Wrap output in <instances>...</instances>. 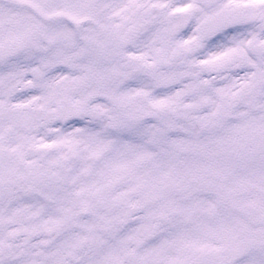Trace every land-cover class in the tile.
<instances>
[{"label":"snow or ice","instance_id":"snow-or-ice-1","mask_svg":"<svg viewBox=\"0 0 264 264\" xmlns=\"http://www.w3.org/2000/svg\"><path fill=\"white\" fill-rule=\"evenodd\" d=\"M0 264H264V0H0Z\"/></svg>","mask_w":264,"mask_h":264}]
</instances>
